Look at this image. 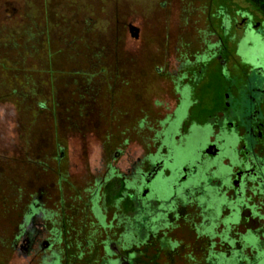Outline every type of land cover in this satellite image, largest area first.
Returning a JSON list of instances; mask_svg holds the SVG:
<instances>
[{
	"label": "flooded vegetation",
	"instance_id": "obj_1",
	"mask_svg": "<svg viewBox=\"0 0 264 264\" xmlns=\"http://www.w3.org/2000/svg\"><path fill=\"white\" fill-rule=\"evenodd\" d=\"M1 16L0 80L26 77L0 137V213L18 216L6 264H264V18L222 7L197 26L194 52L168 29L153 98V41L137 16H116L129 52L103 37L91 48L87 29L58 83L25 75L30 53ZM113 129L114 147H89ZM75 137L80 148L62 142Z\"/></svg>",
	"mask_w": 264,
	"mask_h": 264
},
{
	"label": "rangeland",
	"instance_id": "obj_2",
	"mask_svg": "<svg viewBox=\"0 0 264 264\" xmlns=\"http://www.w3.org/2000/svg\"><path fill=\"white\" fill-rule=\"evenodd\" d=\"M5 2L13 4L9 6L7 12L4 7L2 8ZM236 5L248 8L258 17L263 18L262 14L246 0H0V12H3L0 16L5 17L8 13V18H3L5 21L2 23L8 25L11 36L12 31L16 32V40L21 43L24 42L25 49H27L26 53H30V55L26 54L25 75L32 79L46 76L50 80L56 79L57 83L64 81V78H66V74L60 73V71L65 73L72 67V65H68V61L66 62L67 56L71 52L84 48L83 44L88 39L87 29H89L90 39H92H89L91 48L94 47L93 45L96 44L99 37H103L108 43L106 51H116L118 48H123L122 51L129 52L131 43L128 30H125L122 34L124 35L123 46L120 43L116 45L114 42L117 29L116 16L121 12L125 13V18L128 20L137 16V20L143 21L144 26L146 25L145 30L148 35L146 34L145 37L147 39L149 37L153 41L154 62L152 70L154 73L153 85L156 86L153 98H156L161 97L162 94L159 87L167 83L159 75L156 76V67L161 66L162 61L159 54L163 48L162 35L164 36L168 29L170 33L185 34V38L188 39L187 42H190L188 50L194 52V48H197V26L204 28L207 21L215 19L213 14L220 8ZM17 7L20 14L12 16V8ZM23 13H26L25 19L28 22H32L33 19L36 20V24L30 23L26 25L27 28L24 27L26 34L23 26L19 23V20L22 19L19 16H22ZM73 16L81 22L77 24L68 22V19L70 20ZM197 22H199L198 25ZM60 28L65 33L71 34L68 40L76 37L77 42L68 46L61 44L55 32ZM37 31L44 34L39 37ZM28 33L35 38H30L31 40L29 39L27 42ZM22 47L23 45L20 48L22 49ZM40 54L42 60H38ZM39 61L42 62L41 65ZM75 62L74 60L73 67H77ZM38 65L42 67V74H39ZM110 67H114V64H110ZM81 68L85 69L87 65L83 64ZM25 78L23 74L17 75L11 72L8 81L6 78L4 82L0 80V86L5 83L6 86L8 85V88L5 89L0 87V137L5 108L10 106L9 110L15 117L19 115L20 111L17 90L10 92V95L8 93L13 90V87H18ZM16 119L12 120V127L16 126ZM46 125L48 126V123L43 124L45 127ZM114 132L116 131L113 129L112 139L109 138L108 132L92 137L93 139L88 140L89 147L95 149L114 147V139L116 138ZM0 142L4 143L5 141L0 140ZM62 142L67 147L80 148L82 146L77 137L72 140L64 139ZM5 184L3 179H0V188L4 187ZM17 222L18 216L14 212L9 216L0 213V264H6L7 261L14 260L16 257V252L9 248V245L11 243L10 233Z\"/></svg>",
	"mask_w": 264,
	"mask_h": 264
},
{
	"label": "trees",
	"instance_id": "obj_3",
	"mask_svg": "<svg viewBox=\"0 0 264 264\" xmlns=\"http://www.w3.org/2000/svg\"><path fill=\"white\" fill-rule=\"evenodd\" d=\"M252 6H254L263 16L264 18V0H246Z\"/></svg>",
	"mask_w": 264,
	"mask_h": 264
}]
</instances>
